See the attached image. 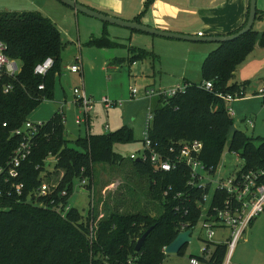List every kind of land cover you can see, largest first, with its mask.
<instances>
[{
  "label": "trees",
  "instance_id": "1",
  "mask_svg": "<svg viewBox=\"0 0 264 264\" xmlns=\"http://www.w3.org/2000/svg\"><path fill=\"white\" fill-rule=\"evenodd\" d=\"M149 6L150 0L135 21L142 22ZM263 17L264 12L257 9L256 20ZM0 39L7 46L6 54L21 66L14 77L3 76L0 80L1 168L6 166L21 140L12 132L21 127L44 100L54 98L56 76L62 72L65 44L56 24L39 11H0ZM257 43L264 46V31L258 32L253 26L239 38L219 43L218 48L208 54L201 67L202 82L212 80V91L201 87L200 83L188 81L184 91L171 97L159 96L153 101L149 135L159 149H166L173 141L200 140L204 146L199 159L214 172L228 145V149L236 152L243 161L240 172L264 169V138L249 136L241 130L229 134L234 118L229 113L228 102L218 94H234L240 89L245 94L248 81L241 86L231 81L238 66ZM89 44L97 47L117 45L106 29L101 37L92 38ZM145 56L154 57L152 52L142 49L134 53L130 61ZM47 57L53 58V67L44 76L36 74L35 66ZM9 83L13 89L5 93L4 86ZM41 84H44L43 89H39ZM133 141V129L129 126L108 133H90L70 141L65 137L64 118L60 112L46 121L35 138L31 155L22 165L20 180L25 182L26 188L21 201L13 196L0 199V206H4L0 209V264H162L167 255L164 247L175 239L180 224L184 222L194 227L200 216L195 199L201 191L194 192L193 200L188 203V214L176 211L178 201L162 196L169 186L173 188L172 193L187 190L189 169L185 165L171 172H155L149 162L132 159L135 172L146 180L148 196L162 205L161 214L121 211L117 207L110 209L107 204V211L100 219L99 213H93L94 209H89L87 216L75 206H71L65 215L55 210L54 203L68 204L75 179L87 178V187H94L95 166L121 163L124 156L115 151V146ZM71 142L76 147L70 146ZM50 156L57 159L54 171L46 169V160ZM44 172L47 176L57 173V178L61 177L59 188H66L68 195L42 198L40 200L46 202L42 206L34 202L33 195L28 200V193L40 186ZM149 228L152 230L137 251L138 239ZM187 245L179 254L185 252ZM209 246H213L209 258L191 256H197L200 262L221 264L227 245L207 242Z\"/></svg>",
  "mask_w": 264,
  "mask_h": 264
},
{
  "label": "rangeland",
  "instance_id": "2",
  "mask_svg": "<svg viewBox=\"0 0 264 264\" xmlns=\"http://www.w3.org/2000/svg\"><path fill=\"white\" fill-rule=\"evenodd\" d=\"M55 1H58V7L47 3L45 8L47 11L52 12L53 20L58 21L65 31H70V35L67 33L62 34L65 44L63 52L71 53L72 49L79 44L78 42L82 46L80 54L84 60L85 71L83 73V81L80 82V88L85 87L88 95L94 98V103L89 109L93 133H108L127 125L133 129L135 138V141L129 144H118L115 146V151L124 156L121 163L116 165L97 164L95 166L94 189H87L85 187L86 185L83 186L81 179H75L73 193L69 199V203L78 208L84 216L89 214V209H94L93 213L103 215L104 211H107L106 204L110 209L117 207L121 211L150 212L153 215L161 214L163 211L162 205L150 199L148 196L150 195L148 193L149 187L146 180L135 172L132 164L133 160L130 158L132 153L139 154L143 150L142 139L144 138L147 116L150 112L151 104L150 98L145 95V88L146 85L156 90H170L181 87L185 84L184 73H188V76H191L189 78L194 80V82H202L201 63H187V71L184 70V67H186V50L191 49V52L195 51V54L199 55V48H207L206 43L191 42L188 40H171L175 44L157 46V48L149 45V47H145L146 49L140 48L141 50L144 49L152 52L154 57L145 56L137 59L139 66L133 68L132 71L128 68L129 60L127 59L128 53L132 51L127 46H117V48L112 49L106 48L105 51L102 52L100 50L99 53H106L104 54L106 57L110 52L118 51L121 54L119 56L125 59L122 62L121 71L115 73L112 71L107 72L106 70H101L100 63L96 61L93 52H91L96 51L98 48L88 45L90 41L89 36L100 37L97 25L102 23L101 20L84 13H79L82 20L77 21L74 16H69L64 13L63 9H67V6L63 2L60 0ZM14 2H18V0H0V7L11 6ZM68 9L73 11L70 8ZM255 24L258 25V22ZM260 47L264 46L257 43L253 50L247 54L245 60L238 66L236 76L231 83H237L241 86L242 83L248 81L247 87L251 84L250 80L241 79V73L251 58H260V54L262 55L263 53ZM138 50L139 48H136L137 52ZM210 50L207 51V54ZM87 64L88 66L86 67ZM145 69L148 72L145 73ZM262 71L264 77V69ZM252 76H254L253 83L255 85L263 80V77ZM70 77V83L66 87L67 89L71 87L73 90L79 78L76 76ZM132 88H136L139 91L135 96L131 93ZM260 90L261 88H259ZM262 96L261 91L255 93L251 87H248L245 97L238 98L232 103H227L228 107H232L235 112V116L233 117L234 125L247 135L255 138H264V100ZM103 97H107L110 100L122 101V105H116L106 109L103 106L104 103H101ZM42 103H45V101ZM53 104L57 107L56 103ZM51 109L46 102V104L37 110L36 115L38 114L42 118L46 116L45 114H49ZM68 109L69 106L66 107L67 113ZM73 112L71 111L69 114L68 126L72 128L74 134H79L78 129L83 134L85 129L84 125H77L75 123L74 116L72 115ZM245 116H257L255 127L249 124L248 119L243 120ZM106 124L110 126L109 129H107ZM67 139L70 141L74 140L73 137H68ZM259 142L260 140L257 139L256 143L259 144ZM70 146L76 147L73 142L70 143ZM242 162L237 153L230 151L227 145L214 175L215 177L213 176L212 178H228L233 172L241 168ZM53 167L54 159H47V171H54ZM56 175L57 173L54 172L49 174V176L45 175L43 176V181L52 183L56 180ZM50 179L52 181H49ZM214 187H216V184H214ZM92 189L94 190V196L89 193V190ZM100 215L98 219L101 218ZM255 226L257 227L256 229L261 230L260 233L253 237L252 244L249 242V239L245 241L243 236L232 255V262L234 264H238L237 258H242L246 262L243 264L264 263V213L254 219L247 230H251ZM205 240L206 232L199 225L194 229L192 240L188 243L185 252L183 254H167L162 264H190V255H200L201 249L206 245ZM216 240H221L219 234L213 239V241ZM212 248L211 246L210 250ZM247 248L250 252L244 253V250Z\"/></svg>",
  "mask_w": 264,
  "mask_h": 264
},
{
  "label": "built area",
  "instance_id": "3",
  "mask_svg": "<svg viewBox=\"0 0 264 264\" xmlns=\"http://www.w3.org/2000/svg\"><path fill=\"white\" fill-rule=\"evenodd\" d=\"M198 35H203V32L200 31ZM6 47V44L0 39V80L3 76L14 77L21 70L19 62L6 54ZM53 65V58L47 57L35 66V73L44 76L50 71ZM70 70L82 74L83 68L80 55H77L74 63L70 66ZM200 86L209 91H212L214 87L212 80L203 81L200 83ZM186 87L185 84L170 90H156L146 87L145 95L150 99L159 96L171 97L184 91ZM43 88L44 84L39 85V89ZM12 89V84H5V93L10 92ZM261 92L264 93V86ZM74 93L76 97L75 102L81 110V114L76 118V123L78 125L86 124L88 126L89 109L92 107L94 100L87 95L84 87L82 89L80 87L75 88ZM131 93L135 96L138 90L132 88ZM218 94L228 103H231L235 99L240 98L241 95L243 96L244 91L240 89L239 92L234 94H224L222 92ZM101 101L107 108L122 105V101L110 100L107 97H103ZM228 110L233 117L235 115L233 108L229 106ZM60 113L63 115L62 111ZM152 119L153 113L150 110L147 116V124L142 142L143 150L139 154L132 153L130 158L149 162L155 172H171L176 170L180 165L188 167L189 173L185 184L187 190L172 193L173 188L169 186V188L163 190L162 196L164 199L171 197L173 200L178 201L175 205L176 211L188 214L190 209L188 203L193 200L194 192L201 191L199 197L197 198L196 195L195 199L200 209V216L196 225L189 227L187 223L182 222L179 232L191 228L192 236L194 229L200 225L201 229L206 232V245L201 249L202 255L206 257L212 253V249L210 250L211 246L207 247V242L215 243L213 239H215L218 231L226 230L227 235L223 236L225 240L221 243L227 245V250L221 264H233L232 255L249 225L258 215L264 213V169L257 171L250 170L247 172H240L238 169L226 179L218 177L213 179L212 177L215 175L217 169L212 172L199 159V155L204 146L202 141L178 140L173 141L166 149H159L149 135ZM250 123L253 124L252 121ZM3 125L6 126L7 124L4 123ZM44 125L45 121L27 119L21 127L12 132L13 135L18 136L21 140L17 148L13 151L6 166L0 168V199L13 196L18 201H21L26 188L25 182L20 180L23 173L22 165L31 155L35 138ZM47 159H54V165L57 161L54 156H50ZM46 173L44 172L43 175L45 176ZM60 180L61 177H58L52 183H47L42 178L40 186L35 191L28 193V200L33 195L36 204L45 206L46 202L40 199H46L51 195H59L60 197L68 195L66 188H59ZM81 180L83 186L86 185L85 187L87 189L93 188L87 187V178H82ZM214 184H216V187H214ZM93 189L89 190V193L94 196ZM54 205H56L55 210L62 215H65V212L72 206L69 202L68 204H63L61 201L58 205L57 203H54ZM0 209H4V206H0ZM100 217H103V215H100ZM190 264H200V259L197 256H191Z\"/></svg>",
  "mask_w": 264,
  "mask_h": 264
},
{
  "label": "crops",
  "instance_id": "4",
  "mask_svg": "<svg viewBox=\"0 0 264 264\" xmlns=\"http://www.w3.org/2000/svg\"><path fill=\"white\" fill-rule=\"evenodd\" d=\"M84 5H87L93 9L102 11L104 13L113 15L115 17H119L125 20H132L135 21V17L141 13L144 9V6L148 0H77ZM55 0H18V2H14L11 6H1L0 11H10V12H27V11H39L43 13L45 16L49 17L59 28L61 34L67 33L70 35V31H65L61 24L58 21L53 20L52 12L46 10L45 5L52 4L58 7L59 3ZM63 4V3H62ZM29 5V6H28ZM64 5V4H63ZM65 6V5H64ZM67 6V5H66ZM250 0H150V6L147 13L142 17V22L146 25L156 27L158 29H163L167 31L179 32V33H186L191 35H198L201 31L203 35L201 37L206 36H215V35H227L231 34L234 31L243 27L246 22L247 14L249 12ZM68 8L72 9L70 11ZM257 9L264 12V0H257ZM65 14L69 16H74L77 21H81V17L79 15L80 12H77L73 8L67 6V9H63ZM86 18V17H83ZM88 20V19H85ZM99 25L100 37L103 34L104 29L107 30L110 39L116 43L115 46H127V48L132 51L131 53L128 50L127 59L129 60L128 68L132 71L133 68L139 66V62L137 60L130 61V58L134 55V53H138L136 48L152 47L157 48V46H168L175 44L174 41L171 40H183V39H175V38H167L158 35L149 34L146 32H141L138 30H133L130 28L118 26L115 24L105 23L101 21ZM254 28L258 32L264 31V17L260 18V20H255ZM199 36V35H198ZM90 40L96 36H89ZM99 37V36H98ZM191 41V40H188ZM90 42V41H89ZM88 42V45L90 46ZM191 42H200V41H191ZM77 46L72 49L71 53H62V72L56 76V83H55V95L52 100H44L45 103H41L38 107H42L44 104H48L50 106L51 112L49 114H45L40 118L38 114L36 115L38 107L32 112L29 119L33 121H48L56 112L62 111L64 116V126H65V137H73L76 140L78 137H84L88 134H101V133H93L92 129L93 126L91 125V115L89 116L88 126L84 125V133L81 134V130L78 129L79 134H74L71 127L68 126L69 114L71 111H74L72 115L74 116V121L76 123V118L81 114L80 107L75 102V93L74 89L80 87L82 82L83 73L85 71V64L83 57L81 56L82 46L80 42H78ZM206 47L199 48V55L191 52V49L186 50V67L184 70L187 71V63L199 62L202 63L208 54L218 48L219 42H212L207 41ZM188 46V45H185ZM94 47V46H93ZM97 47V46H95ZM115 47H97L96 51L93 52V56L95 57L96 61L100 63L101 70H106L107 72H118L121 71V66L123 65L122 62L125 60L123 57H120V53L118 51H112L109 55H105L106 53H99L100 50L105 51L106 48H115ZM87 48V47H86ZM261 51H263L262 55L260 54V58L253 57L250 59L249 63L244 66L241 73V79L250 80L251 84L248 87H251L255 93L260 92L259 88H263L264 86V77L262 75L264 69V47H260ZM210 52L207 54V51ZM64 50V49H63ZM93 50V49H91ZM206 54V56H205ZM77 55L81 56L82 60V74L72 72L70 70V66L74 63L75 58ZM90 64V62H88ZM86 65V67L88 66ZM144 72H148L146 69ZM248 75V76H246ZM250 75V76H249ZM252 75H256L259 77H263V80L256 85L253 83ZM70 76H76L79 78L78 83L76 86L67 89L66 85H68ZM184 83L185 82H194L191 76H188V73H184ZM198 83V82H195ZM201 83V82H200ZM146 87H150L146 85ZM245 88L244 96L240 97L243 98L246 96L247 88ZM85 88V87H84ZM153 88V87H150ZM155 89V88H153ZM86 91V88H85ZM139 92V91H138ZM87 93V91H86ZM138 94V93H137ZM263 94V93H262ZM88 95V93H87ZM89 96V95H88ZM91 97V96H89ZM147 97V96H146ZM263 97V96H262ZM93 100L94 98L91 97ZM264 98V97H263ZM157 97H153L150 99V110L152 109V103L156 100ZM236 100V99H235ZM234 100V101H235ZM43 101V102H44ZM233 102V101H232ZM231 102V103H232ZM53 103L57 104V107L54 106ZM102 103V101H101ZM103 104V103H102ZM69 106L68 113L66 111V107ZM104 106V104H103ZM105 107V106H104ZM108 109L107 107H105ZM235 113V112H234ZM235 116V115H234ZM233 116V117H234ZM249 121L250 125L255 127V122H257V116L247 117L245 116L243 120ZM253 122V124L250 123ZM77 124V123H76ZM78 125V124H77ZM107 129L110 128L108 124H106ZM127 126V125H125ZM130 127V126H129ZM73 140V141H74ZM143 142V139H142ZM261 215V214H260ZM259 216V215H258ZM257 216V217H258ZM256 217V218H257ZM255 218V219H256ZM257 227H253L251 230H246L244 234L245 241H248L252 244L253 237L260 233L261 230L256 229ZM219 237L221 240H216V243L224 242L225 238L224 235H227L226 230H219ZM217 234V235H218ZM213 250V248H212ZM259 251V250H258ZM250 252L248 248L244 250V253ZM212 254V253H211ZM195 255V254H191ZM190 255V257H191ZM202 253L200 254V256ZM247 256V255H246ZM210 255L206 256L209 258ZM234 259V258H233ZM238 264L246 263L243 261L242 258H237ZM164 262V261H163ZM190 262V261H189ZM200 264H210L207 262H200ZM234 264V263H233ZM264 264V263H262Z\"/></svg>",
  "mask_w": 264,
  "mask_h": 264
},
{
  "label": "water",
  "instance_id": "5",
  "mask_svg": "<svg viewBox=\"0 0 264 264\" xmlns=\"http://www.w3.org/2000/svg\"><path fill=\"white\" fill-rule=\"evenodd\" d=\"M60 1L63 2L65 5L73 8L77 12L84 13L89 16L95 17L105 23L115 24L118 26L130 28L133 30H138L141 32H146L149 34L158 35L162 37L191 40V41H200V42L212 41V42L221 43V42L233 41L239 38L240 36H242L243 34L249 32L253 28L255 24L256 16H257V0H250L249 14H248L246 25L243 28H241L238 32L227 34V35H215V36L213 35V36L201 37L198 35H191V34H186V33H179V32L158 29L156 27H152V26H149L144 23L137 22V21L121 19L119 17H115L113 15L93 9L87 5H84L83 3H80L77 0H60ZM237 130L239 129L235 125H232L229 131V134ZM151 230L152 228H149L138 239L137 245H136L137 251L141 249L142 245L145 242L147 235L150 233ZM191 233H192L191 228L185 231L179 232L177 236L175 237V239L171 243H169L167 246H165L164 252L166 254L179 253L180 250L192 240Z\"/></svg>",
  "mask_w": 264,
  "mask_h": 264
}]
</instances>
